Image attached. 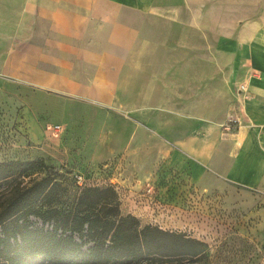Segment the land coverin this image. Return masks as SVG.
I'll list each match as a JSON object with an SVG mask.
<instances>
[{
	"label": "crops",
	"instance_id": "0c3cea01",
	"mask_svg": "<svg viewBox=\"0 0 264 264\" xmlns=\"http://www.w3.org/2000/svg\"><path fill=\"white\" fill-rule=\"evenodd\" d=\"M11 3L23 73L71 75L105 104L131 91L138 120L164 122L167 161L180 154L165 166L196 164L188 185L264 195V0H0ZM231 117L236 132L224 131Z\"/></svg>",
	"mask_w": 264,
	"mask_h": 264
},
{
	"label": "rangeland",
	"instance_id": "374dc122",
	"mask_svg": "<svg viewBox=\"0 0 264 264\" xmlns=\"http://www.w3.org/2000/svg\"><path fill=\"white\" fill-rule=\"evenodd\" d=\"M22 11L19 4H0V162L43 159L49 171L63 175L71 193L85 185H113L121 212L135 215L141 226L157 225L200 241L197 256L175 251L156 262L264 264V195L240 185L209 191L188 185L196 164L184 174L180 167L165 166L182 165L180 154L167 161L174 146L165 137L164 122L149 126L138 120L131 91L105 104L74 87L71 75L37 81L35 74L23 73L22 62L30 60L20 57L26 54L25 28L13 24ZM36 30L35 25L29 44ZM46 172L30 170L0 184V205ZM31 220L41 224L35 216Z\"/></svg>",
	"mask_w": 264,
	"mask_h": 264
},
{
	"label": "trees",
	"instance_id": "16d2710c",
	"mask_svg": "<svg viewBox=\"0 0 264 264\" xmlns=\"http://www.w3.org/2000/svg\"><path fill=\"white\" fill-rule=\"evenodd\" d=\"M238 125L228 119L224 131L236 132ZM34 169L46 176L17 188L0 205V264H167L156 257L199 254L197 239L141 226L135 215L123 214L113 185H85L71 193L63 175L49 171L43 159L0 162V184Z\"/></svg>",
	"mask_w": 264,
	"mask_h": 264
},
{
	"label": "built area",
	"instance_id": "2783aa9c",
	"mask_svg": "<svg viewBox=\"0 0 264 264\" xmlns=\"http://www.w3.org/2000/svg\"><path fill=\"white\" fill-rule=\"evenodd\" d=\"M229 120H233L239 124V120L237 119V117H231ZM230 127H231V125H228L229 129H230ZM58 128H59V126H58Z\"/></svg>",
	"mask_w": 264,
	"mask_h": 264
}]
</instances>
